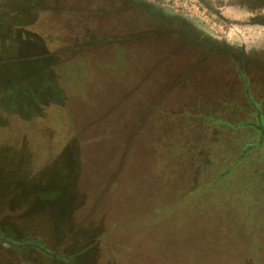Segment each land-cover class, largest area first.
Segmentation results:
<instances>
[{"label":"rangeland","instance_id":"374dc122","mask_svg":"<svg viewBox=\"0 0 264 264\" xmlns=\"http://www.w3.org/2000/svg\"><path fill=\"white\" fill-rule=\"evenodd\" d=\"M0 264H264V0H0Z\"/></svg>","mask_w":264,"mask_h":264},{"label":"flooded vegetation","instance_id":"af4514ba","mask_svg":"<svg viewBox=\"0 0 264 264\" xmlns=\"http://www.w3.org/2000/svg\"><path fill=\"white\" fill-rule=\"evenodd\" d=\"M263 6V5H262ZM243 54H244V56H246L247 58H250L249 57V55H250V52H248V51H245V52H243Z\"/></svg>","mask_w":264,"mask_h":264},{"label":"trees","instance_id":"16d2710c","mask_svg":"<svg viewBox=\"0 0 264 264\" xmlns=\"http://www.w3.org/2000/svg\"><path fill=\"white\" fill-rule=\"evenodd\" d=\"M152 5V4H151ZM153 7H155V8H157V9H163V8H161V7H159V6H153Z\"/></svg>","mask_w":264,"mask_h":264}]
</instances>
